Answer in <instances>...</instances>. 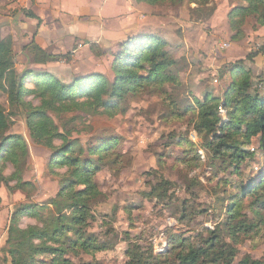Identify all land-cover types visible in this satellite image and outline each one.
Here are the masks:
<instances>
[{
	"label": "rangeland",
	"instance_id": "1",
	"mask_svg": "<svg viewBox=\"0 0 264 264\" xmlns=\"http://www.w3.org/2000/svg\"><path fill=\"white\" fill-rule=\"evenodd\" d=\"M237 5H244V1L209 0L197 6L191 0H124L122 8L110 10L106 17L93 8L85 11L81 16L87 31L83 38L50 52H70L68 62L36 65L16 53L18 72L48 71L65 84L96 73L111 83L115 77L113 56L119 52L120 43L141 35L164 39L167 56L175 61L169 72L161 69L158 77L155 74L150 81L136 82L123 98L111 103L110 112L103 107L95 110L89 104L48 111L66 141H74V156L82 151L78 156L91 162V183L96 190L90 201L92 218H88L84 232L92 240L90 247L98 250L67 251L63 258L73 264H126L130 250L143 254L145 260L140 264H150V252L152 257L161 258L168 251L164 264H178L179 249L204 243L211 230L221 232V240L234 247L233 264L245 256L264 263V199L242 192L264 168L259 138L253 137L248 144L243 138L236 139L241 148L252 153L237 165L228 154L217 156L208 150L212 136L196 127L200 104L207 97H218L222 104L233 79L243 77L241 72H234V66L249 70L252 79L248 92L264 98V40L254 43L257 38L264 39V26L247 17L241 37L233 40L231 21L235 17L230 12ZM249 52H256L253 59L246 58ZM144 66L149 67L147 63ZM137 74L149 76L145 70ZM31 79L26 77L25 88H33ZM24 99L38 105L31 94ZM113 100L110 95L103 96V101ZM76 101L82 103L86 98L80 96ZM0 105L11 121L2 137H13V141L19 137L25 151L14 164L0 161L5 177H0V264H11L7 228L12 221L21 229L41 226V221L30 215L31 210L51 219L62 202L45 205L72 182L73 176L65 165L51 162L62 146L59 139L54 140L55 149H49L32 137L27 106L9 107L1 91ZM218 113L226 121L221 107ZM2 137L0 157L5 155ZM15 151L23 153L22 148ZM75 188L85 186L76 184ZM239 201L238 219L252 222L256 228L231 240L229 210ZM27 207L32 209L17 215ZM62 241L69 243L65 238ZM173 243L181 245L169 252ZM53 258L40 254L32 263L50 264ZM207 264L213 263L207 259ZM215 264H225L224 256Z\"/></svg>",
	"mask_w": 264,
	"mask_h": 264
},
{
	"label": "trees",
	"instance_id": "2",
	"mask_svg": "<svg viewBox=\"0 0 264 264\" xmlns=\"http://www.w3.org/2000/svg\"><path fill=\"white\" fill-rule=\"evenodd\" d=\"M147 2H160L163 0H145ZM180 2L182 0H170ZM197 6L205 5L209 0H191ZM244 5H237L231 10V15L235 17L231 24L235 29L232 35L233 40H237L242 35L241 27L247 17H251L255 22L264 26V0H243ZM166 41L156 35H141L129 39L119 45V52L113 56L111 65L112 73L115 75L110 83L102 74H92L87 78L73 79L70 84H65L58 77L48 71L29 69L18 72L16 69L15 55L12 49L11 40L7 37H0V91L6 96L9 107L14 108L18 105L28 107L27 123L32 137L49 149H55L54 140L59 139L62 146L53 155L51 162H60L67 167L73 176L72 182L65 185L52 199L49 205H57L62 202L55 215L51 219H43L38 211L31 210L32 207L24 208L17 215L26 210H31L30 215L41 221V226H29L24 229L16 227L13 223L7 228V243L9 244L8 254L11 257V264H33L36 255H53L50 264H73L67 258H63L67 251L74 254L79 250L91 252L98 250L92 246L91 238L85 237V228L88 226V218H92L90 213V201L93 200L96 190L91 183L92 167L91 162L84 160L81 156L82 151L74 156V141H66V137L59 132L48 111H62L67 106L89 104L95 110L103 107L110 112L112 102L123 98L136 82H146L158 77L159 70L164 73L169 72L175 61L167 56L164 47ZM27 57L33 64H47L49 62H68L70 52L64 54H52L42 49L35 42H31L24 47ZM256 54L249 52L246 58H252ZM162 60H160V59ZM253 59V58H252ZM149 66L147 69L144 64ZM145 68V69H144ZM232 68V67H231ZM145 70L149 76L140 77L137 71ZM234 72L239 71L243 75L241 80L232 81L226 89L224 102L220 104L218 97L206 98L200 104V115L198 125L199 131L205 130L212 141L207 143V149L215 155H229L230 161L239 165L252 153L245 151L236 141L238 137L243 138L244 144L251 142L253 137L259 138V148L264 151V98L255 93L251 95L248 89L251 86L252 76L249 70L233 67ZM244 70V71H242ZM32 76L33 88H25L26 77ZM31 94L38 100V105L26 102L24 96ZM104 95L115 98L113 101H103ZM85 97L86 101L78 103V97ZM221 107L225 111L226 121L218 113ZM11 125L9 114L0 105V137ZM3 138V137H2ZM13 137H5L1 143L5 155L0 157L3 163L10 161L13 164L19 156H24V143L18 137L14 141ZM14 139V138H13ZM1 140V138H0ZM10 142V144H9ZM7 144V145H6ZM3 146V147H2ZM22 148V155H18L15 148ZM103 150V147H99ZM93 151V150H92ZM4 166H0V177L3 175ZM25 183H21L23 186ZM29 184V183H28ZM76 184H82L85 189H76ZM19 186V187H20ZM243 195L252 194L255 197L264 199V168L255 176L247 186L242 189ZM1 203V197H0ZM241 201L233 203L229 210V222H231L229 237L237 236L239 233L247 234L255 230L256 225L252 222L239 220ZM218 234L208 230L209 237L200 245H187L180 248L176 259L178 264H207V259L215 264L218 258H225V264H233L235 249L230 243L223 242ZM68 239L65 245L62 239ZM181 243H173L170 251H175ZM224 247V249H222ZM222 249V250H220ZM220 250V252H219ZM129 261L126 264H140L144 262L143 254L136 251H127ZM168 251L161 258L151 257L150 264H164ZM147 257V258H149ZM164 260V261H163ZM235 264V263H234ZM236 264H264L259 260L245 256Z\"/></svg>",
	"mask_w": 264,
	"mask_h": 264
},
{
	"label": "crops",
	"instance_id": "3",
	"mask_svg": "<svg viewBox=\"0 0 264 264\" xmlns=\"http://www.w3.org/2000/svg\"><path fill=\"white\" fill-rule=\"evenodd\" d=\"M123 3L124 0H0V37L9 38L14 55L27 61L24 47L32 41L47 52L67 47L87 32L81 20L85 11L93 8L106 17L110 10L122 8ZM262 40L257 38L254 43L261 44Z\"/></svg>",
	"mask_w": 264,
	"mask_h": 264
},
{
	"label": "built area",
	"instance_id": "4",
	"mask_svg": "<svg viewBox=\"0 0 264 264\" xmlns=\"http://www.w3.org/2000/svg\"><path fill=\"white\" fill-rule=\"evenodd\" d=\"M228 45V44H227ZM226 44H225V46H227Z\"/></svg>",
	"mask_w": 264,
	"mask_h": 264
}]
</instances>
